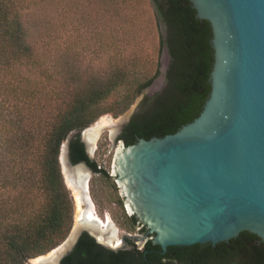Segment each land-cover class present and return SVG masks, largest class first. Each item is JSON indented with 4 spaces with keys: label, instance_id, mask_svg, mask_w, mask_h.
I'll use <instances>...</instances> for the list:
<instances>
[{
    "label": "trees",
    "instance_id": "1",
    "mask_svg": "<svg viewBox=\"0 0 264 264\" xmlns=\"http://www.w3.org/2000/svg\"><path fill=\"white\" fill-rule=\"evenodd\" d=\"M24 1L0 0V264H27L69 235L74 203L59 154L71 132L77 133L69 144L71 162L112 178L87 155L79 134L108 113L100 107L105 99L133 80L117 73L101 85L76 90L52 86L53 76L24 41ZM150 2L165 33L163 39L160 32L159 51L165 46L170 57L166 86L145 99L124 128L119 139L126 146L174 134L191 123L211 90L210 24L197 17L189 0ZM158 75L157 67L151 77L136 82L130 101ZM129 221L137 224L134 216ZM126 244L112 251L84 233L61 264H264V242L249 232L215 246H171L165 252L151 241L140 247L126 239Z\"/></svg>",
    "mask_w": 264,
    "mask_h": 264
},
{
    "label": "water",
    "instance_id": "2",
    "mask_svg": "<svg viewBox=\"0 0 264 264\" xmlns=\"http://www.w3.org/2000/svg\"><path fill=\"white\" fill-rule=\"evenodd\" d=\"M189 2L212 30L211 90L202 111L174 134L129 146L118 139L113 157L111 176L140 233L123 234L116 244L117 231L106 219L103 223L95 211L90 219L88 196L84 218L50 251L61 249L54 264H61L84 233L112 251L127 247L126 239L140 247L151 241L164 252L171 246H215L241 232L264 242V0ZM160 32L164 39L163 26ZM162 54L170 61L165 46ZM168 65L160 66V76L146 92L166 83ZM137 111L134 107L120 118L110 136L113 142ZM91 125L79 134L90 158L95 144H88L85 134ZM76 134L62 143L59 163L64 182L66 175L84 195L93 171L70 160L69 144ZM112 229L111 243L99 239Z\"/></svg>",
    "mask_w": 264,
    "mask_h": 264
},
{
    "label": "rangeland",
    "instance_id": "3",
    "mask_svg": "<svg viewBox=\"0 0 264 264\" xmlns=\"http://www.w3.org/2000/svg\"><path fill=\"white\" fill-rule=\"evenodd\" d=\"M23 6L27 8L20 18L24 41L53 76L52 86L76 90L105 84L117 73L133 79L105 99L100 107L108 113L101 118L118 121L134 107L139 110L145 99L163 88L165 81L159 88L143 90L130 101L134 84L151 77L157 67L159 70L169 62L159 51L160 30L150 0H25ZM119 136L113 142L109 132L103 131L91 154L98 168L110 176ZM88 195L97 217L110 220L118 240L123 234L140 233L138 225L129 221L131 214L113 177L106 180L92 173ZM75 213L74 203L73 225Z\"/></svg>",
    "mask_w": 264,
    "mask_h": 264
},
{
    "label": "bare ground",
    "instance_id": "4",
    "mask_svg": "<svg viewBox=\"0 0 264 264\" xmlns=\"http://www.w3.org/2000/svg\"><path fill=\"white\" fill-rule=\"evenodd\" d=\"M101 118V117H100ZM99 118V122H94V124L91 125V127L89 128V130L86 132L85 134V140L88 142V144L95 143L96 139L98 138V136L100 135V133H102L103 131H108L109 135H114V133L116 132V127L117 124L119 122L118 121H114L113 119H111L110 117H103L100 119ZM80 172V171H79ZM79 172L78 175H79ZM65 182H66V186L67 188L70 189L71 194L73 196L74 199V203H75V225H78L81 220L84 218L85 215V205L88 203L90 204L89 200H88V194H84L82 195L81 192L75 187L74 182L67 178L65 175ZM86 199V200H85ZM129 209V207H128ZM91 213L89 214L90 219H95L94 217V213L93 211H95L94 206L91 205ZM130 210V209H129ZM96 214V212H95ZM106 221L108 223V225H111L110 220L108 218H106ZM104 223V221H103ZM104 227V224H103ZM113 234H115V231H113L112 229V233H107V235L103 238L101 235L99 236L100 240H106L107 242H112L113 240ZM116 244L119 243V240L117 239ZM61 253V249L60 250H55L52 251L48 257H44V258H36L32 260L31 264H54L56 261L57 256Z\"/></svg>",
    "mask_w": 264,
    "mask_h": 264
},
{
    "label": "flooded vegetation",
    "instance_id": "5",
    "mask_svg": "<svg viewBox=\"0 0 264 264\" xmlns=\"http://www.w3.org/2000/svg\"><path fill=\"white\" fill-rule=\"evenodd\" d=\"M165 86H166V83H165L164 87L161 89V91L165 88ZM161 91H159L158 93H160ZM153 96H154V95H153ZM150 98H151V97H150ZM139 110H140V109H139ZM139 110L135 113V115L139 112ZM132 118H133V117H132ZM132 118H131V119H132ZM114 121H116V120H114ZM130 121H131V120H130ZM126 126H127V125H126ZM126 126H125V127H126ZM125 127H124V128H125ZM123 130H124V129H123ZM122 132H123V131H122ZM121 134H122V133H121ZM121 134H120V135H121Z\"/></svg>",
    "mask_w": 264,
    "mask_h": 264
}]
</instances>
